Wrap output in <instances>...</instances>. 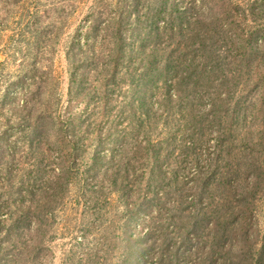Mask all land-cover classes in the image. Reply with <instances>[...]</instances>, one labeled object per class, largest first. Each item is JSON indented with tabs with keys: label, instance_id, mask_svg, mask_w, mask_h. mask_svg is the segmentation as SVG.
Masks as SVG:
<instances>
[{
	"label": "rangeland",
	"instance_id": "1",
	"mask_svg": "<svg viewBox=\"0 0 264 264\" xmlns=\"http://www.w3.org/2000/svg\"><path fill=\"white\" fill-rule=\"evenodd\" d=\"M179 18L195 22L183 24L186 44L188 29L200 32L228 76L216 103L223 99L224 128L234 127L229 147L216 152L218 134L206 128L186 160L176 162L177 152L159 160L176 181L148 191L130 181L121 191L111 167L91 160L95 151L117 160L143 138L123 70L102 85L112 33L121 34L125 61L139 49L176 54L184 38L164 27L173 34ZM200 90L207 113L213 84ZM160 92L149 90L148 104L158 106ZM69 140L79 156L71 149L63 159ZM214 170L230 185L222 175L199 189L194 173ZM220 204L226 226L217 241L210 225ZM189 210L206 220H190L194 238L179 242L169 217L182 228ZM126 231L145 254L136 264H264V0H0V264H119ZM165 235L176 237V251L156 262L150 255ZM190 247H213L214 259Z\"/></svg>",
	"mask_w": 264,
	"mask_h": 264
},
{
	"label": "trees",
	"instance_id": "2",
	"mask_svg": "<svg viewBox=\"0 0 264 264\" xmlns=\"http://www.w3.org/2000/svg\"><path fill=\"white\" fill-rule=\"evenodd\" d=\"M177 23L178 25L176 24L173 34H171L172 25L170 22H166L164 27V29H168L172 38L176 36H178V39L184 38L185 42L176 48L178 51L176 54L166 49L159 50L156 47L151 48L148 52L139 49L134 55L136 56V60H133V55H131L125 61L124 52L122 51L123 39H121V34L118 30L112 33L113 47L108 49L106 63L104 64L107 71L103 77L102 85L106 87L111 82L114 83L117 79V70H123V76H125V81L127 82V92H133V94L137 95L136 101H132L129 104L128 113L132 118L135 103L138 108L136 112L139 113L134 123L135 132L141 134L143 138L142 141L135 142L133 149L127 148V145L124 144L120 158L117 160L108 162L106 161V155H99L96 151L93 152L91 160L95 166H103L105 169L108 168V165L111 167L110 184L115 187L120 185L121 191L130 181L139 189L143 184L145 191L150 190L149 187L152 183L159 184L160 190L163 189V186L169 184L167 181H176L179 175L175 168H168L167 171L159 163L160 159L163 158L167 161L172 157L174 152H177L174 158L176 162L186 160V153L190 155V151L202 143L203 133L207 132L206 128L218 134L214 147L217 149L216 152H221L229 147V138L234 132L233 124L228 128H224L223 115L219 111V108L222 107L220 101L223 102V99H219V102L216 103L218 91L221 88L227 90L226 84L228 83V76L219 70V56H217L216 48H208L204 39L200 36V32H195L192 29H188L187 31L188 43L186 44V34H184L186 31L183 24L192 26L195 22L188 20L182 22L179 18ZM206 81L213 84V90L211 93L208 90H203L206 94L210 93L209 97H212L210 98L209 110L207 113H204L200 109L199 103L203 98L200 89ZM153 88L161 91L160 104L156 107L151 103L148 104L146 101L148 100L146 93ZM160 123L162 124V128L157 133ZM84 133L87 132L84 131ZM152 134L159 136L160 140H151ZM67 144H69V150ZM67 144H64L66 150H63L64 154L62 158L68 157L71 149L74 151L72 153L73 158L79 156V150L75 148L76 142L69 140ZM135 161L136 165L134 164ZM219 161L220 159L217 156L216 162L219 163ZM222 175H224L222 183L227 182L229 184L226 172L220 174V170H214L213 173L197 171L194 173L193 178L198 179L199 189L204 190L210 185L217 183V177ZM152 193L154 194V192ZM231 195L233 196L234 193L232 192ZM221 207L220 204L215 211L216 214H213L216 221L210 225V227L215 228L214 233L216 234L217 241L219 239V227L226 226L224 223L221 224V220H219L222 217ZM201 210L203 211V209ZM131 211L133 210L130 209L129 212ZM46 212L43 209V214H46ZM190 212L191 210L187 211V216H184L186 222L182 228L173 219V216L169 217L174 222L172 225L179 242L185 238L189 240L190 238H194V234H192V231H195L194 225L191 224L190 220H206L204 213L196 212L193 214ZM17 217L19 218V216ZM130 220L131 218L125 222L126 229H128ZM13 221L15 222L16 219ZM176 237L165 235L161 244H158L159 249L154 255H150V258L154 257V261L156 262L172 259L176 251L173 246ZM124 242L126 244L125 252L120 256L119 264H136V261L141 260L142 255L145 254L141 253V250L137 247V241H132L127 231L124 232ZM213 250V247L209 248L208 251L195 247L189 253L193 255L200 252L207 259H210V257L214 259ZM206 258H204V261Z\"/></svg>",
	"mask_w": 264,
	"mask_h": 264
}]
</instances>
